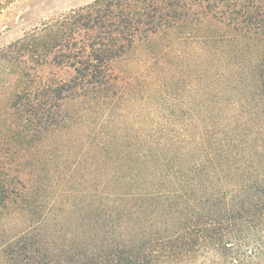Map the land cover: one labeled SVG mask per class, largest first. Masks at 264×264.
<instances>
[{
    "label": "trees",
    "instance_id": "1",
    "mask_svg": "<svg viewBox=\"0 0 264 264\" xmlns=\"http://www.w3.org/2000/svg\"><path fill=\"white\" fill-rule=\"evenodd\" d=\"M153 38L209 51L207 111L128 150L109 138L111 67ZM91 120L110 176L82 178L67 228L42 146ZM0 264H264V0H95L0 48Z\"/></svg>",
    "mask_w": 264,
    "mask_h": 264
},
{
    "label": "rangeland",
    "instance_id": "2",
    "mask_svg": "<svg viewBox=\"0 0 264 264\" xmlns=\"http://www.w3.org/2000/svg\"><path fill=\"white\" fill-rule=\"evenodd\" d=\"M93 1L0 0V48H6L41 29L44 24L53 23ZM208 57L209 51L203 44L177 43L166 49L157 38H153L149 43H139L129 55L115 62L111 69L121 78L118 85L125 100L112 113V121L108 124L111 130L109 138L118 139L120 145L128 149L134 133L164 127H190L193 116H202L207 111L204 74ZM39 71L46 77L62 79L68 78L71 73L68 68L54 67H42ZM171 75L174 76L170 78ZM230 76L228 86L232 83L236 85ZM251 86L250 81L236 86L234 93H246L242 92L246 90L252 94ZM166 119L173 121L168 123ZM94 127V120L87 124L78 122L68 130L51 134L42 146L49 155L47 168L57 183L55 189L61 193L57 213L61 212L60 221L67 228L77 226L78 210L88 202L87 198L81 197L82 189L85 190L87 186L86 181L81 184L82 178L105 179L110 176L109 169L108 174L101 165L96 164L97 159L101 160L102 153L93 146L91 136L95 132ZM97 134L99 137L94 144L105 138L102 132ZM88 142L90 152L84 154L83 158L81 154L88 147ZM126 159L122 158L123 164ZM92 160L96 163H92ZM108 191L111 192V189ZM68 231L74 232V229Z\"/></svg>",
    "mask_w": 264,
    "mask_h": 264
}]
</instances>
